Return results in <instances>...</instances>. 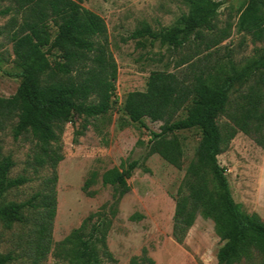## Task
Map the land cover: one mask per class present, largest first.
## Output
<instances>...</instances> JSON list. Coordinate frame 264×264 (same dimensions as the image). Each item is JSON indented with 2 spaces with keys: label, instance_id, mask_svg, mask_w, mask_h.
Instances as JSON below:
<instances>
[{
  "label": "trees",
  "instance_id": "16d2710c",
  "mask_svg": "<svg viewBox=\"0 0 264 264\" xmlns=\"http://www.w3.org/2000/svg\"><path fill=\"white\" fill-rule=\"evenodd\" d=\"M84 1L10 0L11 5L0 11L1 15H11L9 40L14 65L20 70L16 92L9 98L0 97V128L15 119L13 137L30 135L39 150L35 164L52 169L43 193L20 204H3L5 194L28 179L9 178L13 162L9 157L0 161V222L21 224L25 221L23 209L39 205L42 212L34 225L36 260L45 258L52 244L55 170L63 160L58 143L64 125L81 120L74 136H82L90 120L103 117L116 104L118 68L109 48L107 26L102 17L82 6ZM185 4L188 11L175 25L154 32L144 23L128 40L135 41L137 47H143L146 39L158 41L175 51L195 42L208 51L228 37L227 29L217 32L214 24L221 1L185 0ZM236 27L253 42L263 41L264 0H247ZM188 68L191 71H153L144 91H131L125 96L123 111L129 121L146 130L144 119L160 123L159 131H150L141 160L102 173V185L113 191L111 203L108 210L102 206L88 215L57 245L68 264L113 260L106 239L115 209L130 191L127 181L153 155L181 170L184 149L178 134L188 130L198 131L199 140L174 200L172 238L181 244L200 216L212 221L222 243L216 254L217 264H264V221L256 213L240 211L226 170L218 161L223 148L238 133L264 150V49H256L244 65L232 67L222 77L197 64ZM188 105L186 114L179 117ZM97 177L96 172L89 174L81 187L83 193L93 195L89 189ZM12 261L11 254H0V264ZM128 264L154 262L143 251Z\"/></svg>",
  "mask_w": 264,
  "mask_h": 264
},
{
  "label": "rangeland",
  "instance_id": "374dc122",
  "mask_svg": "<svg viewBox=\"0 0 264 264\" xmlns=\"http://www.w3.org/2000/svg\"><path fill=\"white\" fill-rule=\"evenodd\" d=\"M219 1L222 5L214 24L217 32L227 29L228 37L208 51L205 45L195 42L175 51L158 41L146 39L143 47H137L135 41L128 40L129 35L144 23L154 32L175 25L188 11L185 0H85L82 3L84 8L102 17L107 26L109 48L118 68L116 104L103 117L90 120L91 124L82 136H74L75 130L80 129L81 120L75 119L64 125L58 143L63 160L55 170L56 210L50 252L41 260L35 259L34 225L42 209L38 204L36 208L26 207L22 211L23 223L6 225L0 222V254H11L13 261L10 264H68L57 245L88 215L96 213L102 206L108 210L113 191L110 186L102 185V173L122 163L141 160L150 131H159L160 123L144 119L146 130L138 123L130 122L123 111L127 93L144 91L151 72H189L188 66L197 64L222 77L232 67L244 65L256 49H264V40L253 42L248 35L237 32L238 17L247 0ZM10 5V0H0V11ZM10 18L11 15L0 14L1 98L11 97L20 83V70L14 65L9 40ZM189 106L179 117L186 114ZM15 123V119L6 121L0 128V161L9 157L13 162L9 178L22 176L28 181L9 190L3 204H20L36 193H43L45 181L52 176L50 167L35 164L34 157L39 150L32 137H13ZM178 136L184 149L181 170L153 155L127 181L130 191L116 207L106 239L113 260L103 259L102 264H128L133 257H141L143 251L154 264H217L216 254L222 243L214 233L212 221L197 216L181 244L171 236L174 200L199 140L196 130L184 131ZM218 161L226 170L232 196L240 211L247 215L256 213L264 221V150L238 133L223 148ZM91 172H96L98 177L89 189L93 195L88 196L81 187Z\"/></svg>",
  "mask_w": 264,
  "mask_h": 264
}]
</instances>
